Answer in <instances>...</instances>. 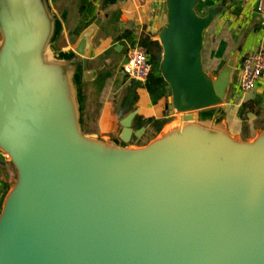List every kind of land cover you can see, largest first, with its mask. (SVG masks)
Here are the masks:
<instances>
[{
    "label": "water",
    "instance_id": "obj_1",
    "mask_svg": "<svg viewBox=\"0 0 264 264\" xmlns=\"http://www.w3.org/2000/svg\"><path fill=\"white\" fill-rule=\"evenodd\" d=\"M163 4L153 39L170 120L139 146L149 125L122 99L116 135L88 128L101 14L63 46L52 0H0V264H264V124L248 138L224 119L240 51L211 74L220 9Z\"/></svg>",
    "mask_w": 264,
    "mask_h": 264
},
{
    "label": "crops",
    "instance_id": "obj_2",
    "mask_svg": "<svg viewBox=\"0 0 264 264\" xmlns=\"http://www.w3.org/2000/svg\"><path fill=\"white\" fill-rule=\"evenodd\" d=\"M260 1L200 0L198 8L201 14L220 9L206 32L203 52L205 69L211 74H217L230 56L235 51H240L235 86L226 105L224 119L233 134L248 138L264 124V74L252 97L241 106L236 102L242 96L239 85L242 58L264 46V34L260 29L258 14ZM52 4L66 17L63 46L71 44L96 19L98 12L102 16L93 39L92 64L100 67V70L97 80L87 93V111L91 116L88 128L99 135L114 136L119 132L116 105L119 99L123 101L129 86L121 64L128 49L139 43L142 34H150L154 41L153 38L164 21L163 0H52ZM88 5L89 11L82 16V8ZM126 33L129 37L122 38ZM138 96V102L133 107L140 109L136 127L148 123L144 135L156 136L170 119L164 108L166 93L158 101L145 89H140ZM2 162L6 161L0 154V207L8 189L6 179L9 174L7 166H2Z\"/></svg>",
    "mask_w": 264,
    "mask_h": 264
},
{
    "label": "built area",
    "instance_id": "obj_3",
    "mask_svg": "<svg viewBox=\"0 0 264 264\" xmlns=\"http://www.w3.org/2000/svg\"><path fill=\"white\" fill-rule=\"evenodd\" d=\"M246 2L248 0H245ZM260 17V29L264 34V0L258 5ZM127 63L122 67L124 76L129 81H134L144 85L150 75L151 65L146 50L138 43L130 47L127 51ZM264 74V46H260L256 51L243 56L240 68L239 85L242 93L239 106L249 100L256 88L258 81Z\"/></svg>",
    "mask_w": 264,
    "mask_h": 264
},
{
    "label": "trees",
    "instance_id": "obj_4",
    "mask_svg": "<svg viewBox=\"0 0 264 264\" xmlns=\"http://www.w3.org/2000/svg\"><path fill=\"white\" fill-rule=\"evenodd\" d=\"M90 6H85L81 10V15L85 16L86 13L89 11ZM128 34H124L122 38H128ZM139 44L146 50L149 62L151 65V72L147 82L142 85L140 83L129 81L126 76L125 80L129 82L128 92L123 98L122 101V111L123 113L131 110L136 103L138 102L139 96L138 91L140 89H145L149 95L155 100L158 101L163 98L164 96V83L162 79L159 77L157 72V67L159 63V56H160V47L157 42L152 40L150 34L144 33L142 34Z\"/></svg>",
    "mask_w": 264,
    "mask_h": 264
},
{
    "label": "rangeland",
    "instance_id": "obj_5",
    "mask_svg": "<svg viewBox=\"0 0 264 264\" xmlns=\"http://www.w3.org/2000/svg\"><path fill=\"white\" fill-rule=\"evenodd\" d=\"M126 58V57H125ZM237 86H236V93H237ZM170 120V119H169ZM157 128V127H156ZM145 136V135H144ZM142 137L140 140L137 141V144L139 146L141 145H145L147 142H149V140L153 139L154 138V134L153 135H146L145 137Z\"/></svg>",
    "mask_w": 264,
    "mask_h": 264
}]
</instances>
